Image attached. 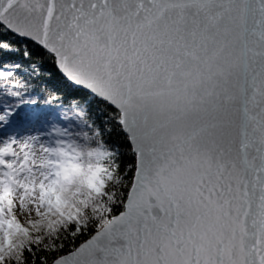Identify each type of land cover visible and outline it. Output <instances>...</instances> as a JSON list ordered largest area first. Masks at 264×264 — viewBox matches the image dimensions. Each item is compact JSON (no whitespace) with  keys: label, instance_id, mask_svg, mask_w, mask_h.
I'll return each instance as SVG.
<instances>
[{"label":"snow or ice","instance_id":"6c2138e0","mask_svg":"<svg viewBox=\"0 0 264 264\" xmlns=\"http://www.w3.org/2000/svg\"><path fill=\"white\" fill-rule=\"evenodd\" d=\"M0 81V264H264V0H0Z\"/></svg>","mask_w":264,"mask_h":264},{"label":"trees","instance_id":"16d2710c","mask_svg":"<svg viewBox=\"0 0 264 264\" xmlns=\"http://www.w3.org/2000/svg\"><path fill=\"white\" fill-rule=\"evenodd\" d=\"M33 60L35 64L40 66V75L39 76H29L28 72L20 71L18 73V78L22 82L27 81L29 84L33 85L27 93H25L27 98L37 99L41 101L39 106H36L35 110L49 112L51 113V118L45 131H51V125L54 123L57 127L70 126L71 130H78L79 120L77 119L76 112L78 108L76 105H79L80 108L86 110L90 107L91 97L86 95L85 91L74 87L69 82H67L58 72V70L53 65L52 61L45 58L41 59L40 57H34ZM25 65L31 63V61H25ZM30 72L31 69H28ZM11 85L6 84L3 81H0V100H9L13 101L14 98L4 96V91L6 88ZM24 91L23 89H19ZM49 91H53V94L58 97V100L54 103L52 107L43 106V98L48 94ZM25 111H32V106H25ZM89 116L92 120H95L98 125L101 124L102 117L95 110L94 102L91 103V110L89 111ZM102 127H111V125H101ZM11 130V129H9ZM41 128L39 125H29L23 124L16 128V131L19 135H28V134H37ZM44 138V137H42ZM113 138L115 135L113 134ZM89 238L87 234L82 236L80 239H77L75 244L76 246L79 243L83 242L84 239ZM74 250L73 244L68 243L63 254H66L67 251Z\"/></svg>","mask_w":264,"mask_h":264},{"label":"water","instance_id":"95a60500","mask_svg":"<svg viewBox=\"0 0 264 264\" xmlns=\"http://www.w3.org/2000/svg\"><path fill=\"white\" fill-rule=\"evenodd\" d=\"M60 74V73H59ZM61 75V74H60ZM62 76V75H61ZM63 77V76H62ZM64 78V77H63ZM65 79V78H64ZM66 80V79H65ZM67 81V80H66ZM67 82H69V81H67ZM71 85H73L74 87H76V88H79V89H81L79 86H76V85H74V84H72L71 82H69ZM81 90H83V89H81ZM83 91H85V90H83Z\"/></svg>","mask_w":264,"mask_h":264}]
</instances>
